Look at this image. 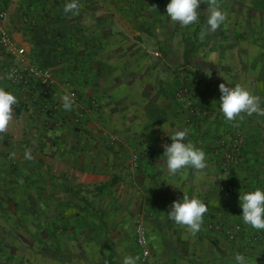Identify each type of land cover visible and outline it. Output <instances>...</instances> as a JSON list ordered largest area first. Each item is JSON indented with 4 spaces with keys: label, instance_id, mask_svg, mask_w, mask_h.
Masks as SVG:
<instances>
[{
    "label": "crops",
    "instance_id": "0c3cea01",
    "mask_svg": "<svg viewBox=\"0 0 264 264\" xmlns=\"http://www.w3.org/2000/svg\"><path fill=\"white\" fill-rule=\"evenodd\" d=\"M261 1L217 0L227 19L201 38L208 17L204 0L199 22L187 28L167 17L168 0H79L78 14L64 13L69 0H0V7L9 14L5 26L17 46L33 62L49 66L55 78L48 117L39 108L42 96L36 94L37 103L27 105L25 87L10 82L8 71L20 59L0 48V86L18 97L13 120L0 133V162L31 163L36 167L31 177L37 175V192L41 186L47 197L65 196L67 191L59 192V187H69L72 181L78 188L100 187L105 197L98 204L109 210L110 227L116 226L113 215H117V228L127 229L132 227L131 217L142 213L151 251L146 264H235L237 253L244 254L249 264H264V231L243 223L239 204L240 191L264 186V115L241 113L227 121L219 110L220 83L243 85L264 108V35L260 38L261 33L246 29V39L239 41L240 32L231 24V2L238 4V16L245 22L251 21L247 12L263 11L257 7ZM137 3L144 5L151 26L146 32L133 20L126 22L118 9L120 5L134 9ZM162 7L163 12L155 11ZM27 16L31 25L22 24ZM168 67L188 72L168 81ZM150 70H155L153 75ZM181 81L191 83L197 101L210 108L209 115L204 111L187 121L190 111L173 97ZM35 83L40 92L39 80ZM73 90L80 102L65 111L62 97ZM90 101L96 104L94 114L76 129L69 119ZM42 115L52 122L60 118L61 124L43 126ZM185 128L186 140L206 152L208 167L202 171L188 168L170 176L163 146L171 140L165 131ZM234 130L241 133L244 143L240 158L231 164L224 159L229 149L224 142L229 141L220 138ZM110 134L116 136L115 142ZM25 137L31 144L27 145ZM146 141L151 148L141 153L136 169L132 157L146 149ZM29 148L32 158L26 159ZM37 166L42 167L41 173ZM42 174L46 185L40 184ZM174 185L189 196L199 195L207 205L196 234L168 218L172 202L183 196ZM237 224L247 233L231 241L227 231ZM117 237L118 233L107 235L97 225L100 243ZM120 255L122 259L129 254Z\"/></svg>",
    "mask_w": 264,
    "mask_h": 264
},
{
    "label": "rangeland",
    "instance_id": "374dc122",
    "mask_svg": "<svg viewBox=\"0 0 264 264\" xmlns=\"http://www.w3.org/2000/svg\"><path fill=\"white\" fill-rule=\"evenodd\" d=\"M139 4L134 9L132 8L133 5H120L117 7L119 12L123 14V19L128 20H125L126 22H135L139 25V30L146 32L151 26L146 21L144 5ZM204 5L207 7L205 9L209 15L208 1L204 0ZM237 5L231 2L232 9H234V17L231 19V24L234 25L235 31L240 32V35L236 36L238 40L243 41L246 39L243 34L246 29L261 33V36H259L261 38L264 35V0L261 1V4L257 3V7L263 11L256 12L254 15H250L247 12V16L251 17V21L247 19L244 22L242 20L243 16H238L240 8ZM155 11L163 12L164 8L162 7L161 10L155 9ZM198 11L202 12L203 6H199ZM130 14L134 15V17L130 16ZM28 17L21 19L22 24L31 25ZM131 20L133 21L131 22ZM150 32L148 33L152 36ZM37 64L50 70L52 82L46 87L38 79V85H40L41 89L39 90L40 92H36L37 84L35 85V81H33V87L25 88V98H27L26 101L28 102L26 103L27 105L29 103H37L34 100V96L39 94L43 98L39 102L41 104L39 108L41 112L48 115L53 107V103L49 102V100L51 89L55 82L54 73L46 64ZM154 71L150 70V75H153ZM165 71L168 81L173 77H180L182 71L188 72L187 69L174 70L170 67ZM183 76L187 77L186 74ZM181 79L183 81V78ZM182 81L180 87L178 89L176 87L173 97L190 111L187 121L191 122L196 116L194 114L204 113V111L207 112L206 115H209L210 112L208 110L210 108L197 101V93L192 89L191 83ZM19 90L21 91V89ZM68 96L73 100V104L80 102V97L76 90L71 91ZM90 102L87 103L88 106L86 105L80 113L69 119V123L72 121V126L76 129L81 128L82 124L90 120L89 117L94 114L96 104L92 101ZM42 117L44 118L41 120L43 126H48L50 123H53V125L61 124L60 118L52 122L50 118H45L43 115ZM48 117L51 116L48 115ZM237 131L234 130L230 134H224L220 138L221 140L224 138V140L229 141V143L224 142L229 146V149L225 150L224 159L231 164L240 158L244 143L243 136ZM43 134L45 135V133ZM109 136L111 142L116 141L115 135L110 134ZM25 141L28 142L27 145L31 144L29 138L25 137ZM150 146L151 143L146 141V149L135 152L132 157L134 168L139 169L141 153H149L148 149L151 148ZM31 150L30 152H32ZM43 168L45 169V165H43ZM37 169L41 173L42 167L37 166ZM35 172L36 167H32L31 163L18 164L13 159H10L8 163L0 162V264H122L120 253H127L138 258L136 264H146L149 261L150 257L147 259L142 257V251L138 245V234L141 228L147 237L149 248L146 223L142 213L134 215L133 218L131 217L132 227L127 229L117 228V215H113L112 222H115L116 226L110 227L107 225V218L110 217L109 210L104 209L101 202L98 204V201H102L105 197V195L104 197L103 195L101 196L100 187L96 189L78 188L77 183L72 181L69 187H59V192H62L65 188V192L67 191L65 196L47 197L43 187L41 189V186H39L40 191L37 192V175L36 177H31V174ZM42 176L43 181L40 184L46 185V177L43 174ZM106 198L109 199V197ZM123 209H126V207ZM129 213H131L130 210ZM85 218L86 221H84ZM85 222L87 224H84ZM85 225H87V228H85ZM97 225L102 231L106 230L107 235L118 233V237L111 239V241L107 240L100 243L96 239ZM246 233V229L241 224H237L227 231L228 238L231 241H235L241 234L244 235ZM116 241H119L118 244H116Z\"/></svg>",
    "mask_w": 264,
    "mask_h": 264
},
{
    "label": "clouds",
    "instance_id": "9594fccd",
    "mask_svg": "<svg viewBox=\"0 0 264 264\" xmlns=\"http://www.w3.org/2000/svg\"><path fill=\"white\" fill-rule=\"evenodd\" d=\"M202 2L203 0H168L166 15L172 22L178 23L181 27L193 26L199 22L200 11L198 9ZM79 8V0H69L65 3L63 11L65 14H78ZM226 19L227 13L217 3V0H209L207 29H201V38L206 35L207 31L214 32L220 28ZM229 84H219L221 93L219 110L227 121L236 119L241 113L264 115V108H261L259 98L254 96L249 89L243 85L229 86ZM62 100L63 109L65 111L71 110L73 106L71 97L65 95ZM17 103L18 97L14 91L0 86V133H4L8 129L9 123L13 120L14 105ZM165 132L171 140V143L163 146V157L166 160L168 175L174 176L181 170L188 168L202 171L208 167L206 152L193 142L186 140L188 129L177 130L174 133ZM25 158H32L30 151L25 153ZM182 192V198L172 202L167 215L177 225L186 226L192 234H196L201 229L208 208L199 195L189 196L183 190ZM239 204L242 209L243 223L254 230L264 231V186L240 191ZM137 259L131 255H126L122 258V264H136ZM233 259L235 264H249L244 254L237 253Z\"/></svg>",
    "mask_w": 264,
    "mask_h": 264
},
{
    "label": "built area",
    "instance_id": "2783aa9c",
    "mask_svg": "<svg viewBox=\"0 0 264 264\" xmlns=\"http://www.w3.org/2000/svg\"><path fill=\"white\" fill-rule=\"evenodd\" d=\"M8 16V11L0 7V48L17 55L20 59V63L14 65L8 71L7 75L10 82L25 88H31L35 83L33 81L39 79L43 86L48 87L52 82L50 70L48 68H42L33 62L28 54L25 53V50L17 46L11 33L5 26ZM138 245L141 248L142 257L145 259L149 258L151 253L148 248V240L141 228L138 234Z\"/></svg>",
    "mask_w": 264,
    "mask_h": 264
}]
</instances>
